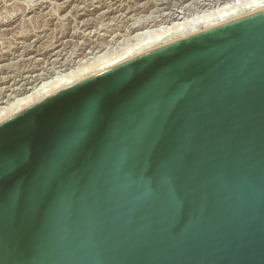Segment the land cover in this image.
<instances>
[{
	"label": "water",
	"instance_id": "1",
	"mask_svg": "<svg viewBox=\"0 0 264 264\" xmlns=\"http://www.w3.org/2000/svg\"><path fill=\"white\" fill-rule=\"evenodd\" d=\"M129 82L79 164L5 204L0 264H264V9L16 112L0 122L7 149L54 150L53 104L70 114L81 89Z\"/></svg>",
	"mask_w": 264,
	"mask_h": 264
},
{
	"label": "rangeland",
	"instance_id": "2",
	"mask_svg": "<svg viewBox=\"0 0 264 264\" xmlns=\"http://www.w3.org/2000/svg\"><path fill=\"white\" fill-rule=\"evenodd\" d=\"M162 1L0 0V106L15 102L22 95L37 89L38 85L52 82L54 78L53 81L58 80L66 73L94 63L97 58H108L131 49L130 46L134 47L149 35L155 36L172 26L173 22H190L197 16L202 20L224 5L239 6L249 0ZM136 6H142L144 11L123 17L122 11ZM105 8L112 9V13H103ZM130 23L145 27L127 33ZM60 41L63 50L59 58L62 61L57 62L50 56L53 52L50 49ZM93 41L100 48L91 54L89 47L94 45Z\"/></svg>",
	"mask_w": 264,
	"mask_h": 264
},
{
	"label": "snow or ice",
	"instance_id": "3",
	"mask_svg": "<svg viewBox=\"0 0 264 264\" xmlns=\"http://www.w3.org/2000/svg\"><path fill=\"white\" fill-rule=\"evenodd\" d=\"M135 86L134 82H129L115 87L102 85L100 92L81 89L69 102L72 105L70 114L63 102L53 104L52 120L58 122L57 146L39 156L34 152H10L5 134L0 130V214L4 213L6 203L8 212L14 207L18 192H30L38 173L61 169L67 172L79 164L90 151L94 137L104 131L108 115L123 107L125 98ZM36 135L46 138L47 128L39 127ZM21 254L22 249L17 248V255Z\"/></svg>",
	"mask_w": 264,
	"mask_h": 264
},
{
	"label": "bare ground",
	"instance_id": "4",
	"mask_svg": "<svg viewBox=\"0 0 264 264\" xmlns=\"http://www.w3.org/2000/svg\"><path fill=\"white\" fill-rule=\"evenodd\" d=\"M229 6H231V5H224L221 8H219L217 11L214 10L215 11L214 14H212V15H209L208 14V16L206 15L205 17H203V19L200 18L202 20L197 19V18H199L197 16L194 20H192L193 19L192 18L191 19L192 21L190 20V22H188V21L182 22V23H180V21H179V23H176V22L174 23L173 22L172 23V26H169L168 25L169 27H166L162 32L160 31L161 33L158 32V34L156 33L155 36H151V37L149 35V37L147 39H145L142 42L138 43L134 47H131L130 46L131 49H128L129 47L127 46L128 47L127 48L128 50H125L122 53H119V51H120L119 50L118 51L119 54H117L115 56H111V57H108V58H104L103 57V59H100V60H99V58H97L98 61L97 60H94L95 61V62L93 61L94 63L91 62V64L89 63V64H87V66L85 65V66H83V68H80L79 70L76 69L77 71H71V73H66L65 75H63V78L60 77L58 80H55V81H53L55 78L54 79L52 78L53 79V80L51 79L52 82H45L41 86L38 85V88L36 87L37 89H35V90L33 89L31 92H29V93H27L25 95H22L21 98H17V99L15 98L16 99L15 102L13 100V102H11V103H6L5 106H0V122L3 121V120H5L6 118L10 117L11 115L15 114L16 112H18V111H20V110L28 107L29 105H31V104H33V103L41 100L42 98H44V97H46V96H48L50 94H53V93H55V92H57V91L65 88V87H67L69 85H72V84H74V83H76L78 81H81V80H83V79H85V78H87L89 76H92V75H94V74H96L98 72H101V71H103V70H105L107 68H110V67H112V66H114L116 64H119V63H121V62H123L125 60H128V59H130L132 57H135L137 55H140V54L145 53L147 51H150L152 49L158 48V47L163 46L165 44L174 42L176 40L182 39L184 37L190 36L192 34H195V33L201 32V31H204V30L209 29V28H212V27H215L217 25H220V24H223V23H226V22H229V21H232V20H235V19L244 17L246 15L252 14L254 12L263 10L264 9V0H249L248 2L242 3L239 6L238 5L236 6L235 4L232 7H229ZM112 7H114V6H112ZM106 8H108V7H106ZM106 8H105V10H106ZM105 10H103L104 12L102 11L105 14H108L110 12L112 13V9H108L106 11ZM138 11H144V8L142 6H136V7H133V8H127V10L124 11V12L122 11L121 14H123V17H126L127 18V15L128 14H130V13L137 14ZM114 13H115V11H114ZM130 15H129V17H130ZM130 24H129L130 26L128 27L129 29L127 30V33H132V32H134V31H136L138 29H141V28L145 27L144 25L138 27L136 25L135 26H132V23H130ZM150 31H152V30L150 29ZM145 32L147 33V29H146ZM136 34L137 33H135V35ZM131 36H132V34H131ZM138 36H140V35L138 34ZM94 41H93V43H94ZM59 47H60V49H57ZM99 48H100V45L99 46L96 45V42H95L94 45H91L89 47V49H90L89 50V53L94 54V53H96V50L99 49ZM50 50L53 51V52L50 53V56H52L54 58L53 60H55V61L58 62V60L61 59V58H59V56L61 55V52L63 50L62 42L60 41L59 44L56 43V45H54ZM60 61H62V60H60ZM63 62H64V60H63ZM36 78H38V77L36 76ZM34 81H35V79H34Z\"/></svg>",
	"mask_w": 264,
	"mask_h": 264
}]
</instances>
